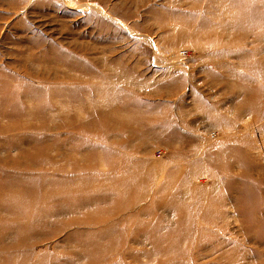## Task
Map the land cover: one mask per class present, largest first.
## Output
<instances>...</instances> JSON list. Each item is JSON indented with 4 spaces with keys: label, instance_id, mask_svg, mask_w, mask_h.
Here are the masks:
<instances>
[{
    "label": "rangeland",
    "instance_id": "rangeland-1",
    "mask_svg": "<svg viewBox=\"0 0 264 264\" xmlns=\"http://www.w3.org/2000/svg\"><path fill=\"white\" fill-rule=\"evenodd\" d=\"M0 264H264V0H0Z\"/></svg>",
    "mask_w": 264,
    "mask_h": 264
}]
</instances>
